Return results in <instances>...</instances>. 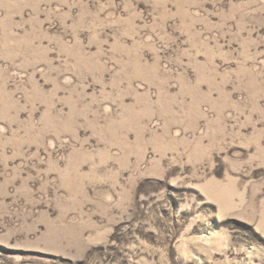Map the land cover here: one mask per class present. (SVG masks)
<instances>
[{
    "label": "rangeland",
    "instance_id": "rangeland-1",
    "mask_svg": "<svg viewBox=\"0 0 264 264\" xmlns=\"http://www.w3.org/2000/svg\"><path fill=\"white\" fill-rule=\"evenodd\" d=\"M0 264H264V0H0Z\"/></svg>",
    "mask_w": 264,
    "mask_h": 264
}]
</instances>
